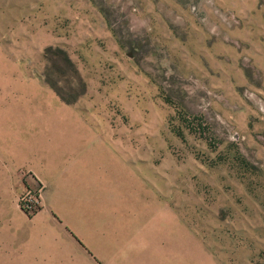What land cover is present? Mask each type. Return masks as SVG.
I'll list each match as a JSON object with an SVG mask.
<instances>
[{"label":"rangeland","instance_id":"374dc122","mask_svg":"<svg viewBox=\"0 0 264 264\" xmlns=\"http://www.w3.org/2000/svg\"><path fill=\"white\" fill-rule=\"evenodd\" d=\"M78 112L110 174L139 177L205 264H264V0H0V146L80 134ZM29 187L0 206L29 219ZM113 211L62 218L92 255L132 254L150 225Z\"/></svg>","mask_w":264,"mask_h":264},{"label":"crops","instance_id":"0c3cea01","mask_svg":"<svg viewBox=\"0 0 264 264\" xmlns=\"http://www.w3.org/2000/svg\"><path fill=\"white\" fill-rule=\"evenodd\" d=\"M74 117L82 124L80 134L29 129L19 135L37 139L40 143L0 146V199L14 200L24 186L37 184L42 201V207L29 219L13 202L0 206V263L205 264L208 257L199 242L184 238L172 213L169 215L166 209L158 207L156 195L143 192L146 188L139 177L110 174L102 148L106 147V152L111 153L109 144L106 146L102 142L104 140L83 114L78 112ZM7 134L5 136L10 138ZM94 139L101 144L95 146ZM120 162L126 169L125 163ZM136 187L138 195L134 192ZM105 209L140 216L141 222H144L141 220L144 216L150 225L145 234L151 238L133 241L129 245L132 254L105 250L101 257L92 255L88 245L80 241L79 235L62 216L102 215ZM37 224L42 227L44 236L51 239L39 243L31 240L34 235L26 233L25 229ZM60 238L65 240L59 246ZM184 249L196 254L201 250L202 257L190 256L189 250ZM71 252L74 253L72 257L68 254Z\"/></svg>","mask_w":264,"mask_h":264},{"label":"built area","instance_id":"2783aa9c","mask_svg":"<svg viewBox=\"0 0 264 264\" xmlns=\"http://www.w3.org/2000/svg\"><path fill=\"white\" fill-rule=\"evenodd\" d=\"M40 197L41 195L39 187L36 189H31L29 187L17 195V201L22 211L25 213H30L34 210L32 207L38 204Z\"/></svg>","mask_w":264,"mask_h":264},{"label":"trees","instance_id":"16d2710c","mask_svg":"<svg viewBox=\"0 0 264 264\" xmlns=\"http://www.w3.org/2000/svg\"><path fill=\"white\" fill-rule=\"evenodd\" d=\"M44 81L49 86V88L53 91V93L59 98L61 102L65 104H71L74 102V99L65 98L64 95L52 83H49L46 80Z\"/></svg>","mask_w":264,"mask_h":264}]
</instances>
